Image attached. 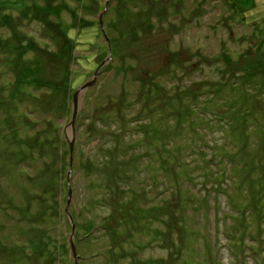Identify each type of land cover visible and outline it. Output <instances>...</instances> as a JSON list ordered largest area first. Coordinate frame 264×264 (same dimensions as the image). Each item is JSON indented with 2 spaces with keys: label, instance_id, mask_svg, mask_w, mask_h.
<instances>
[{
  "label": "rangeland",
  "instance_id": "obj_1",
  "mask_svg": "<svg viewBox=\"0 0 264 264\" xmlns=\"http://www.w3.org/2000/svg\"><path fill=\"white\" fill-rule=\"evenodd\" d=\"M96 1L98 7L95 6ZM150 1L153 0H81L91 6L87 11L79 10L76 0L64 1L69 11L75 10L76 13L77 10L82 22L86 21L82 25L91 22L95 26L97 24L99 29V35H86L82 38V44L72 52L76 62H71L69 66V90L61 92L64 95L55 92L54 95L46 94L52 109L63 108L64 101L65 107L70 109L64 118L59 117L53 121L61 123L57 129L67 141L72 139L69 123L73 92L93 79L97 64H100L103 57V61L108 57L110 60L99 69L94 84L78 98V113L73 130L74 157L68 171L58 179L68 190L69 177L68 206V192L63 188L60 195L56 189H49L48 199H41L36 192L39 198L37 204L30 203L28 196L22 197L19 194L21 201L25 202L24 213L19 217L23 220L22 226L34 219L35 223L39 222L41 213L45 214L46 209L54 212L56 207L59 210L60 226L65 232L64 236L58 237L59 225L39 226L45 230L47 246L39 245L37 240L31 239L25 261L29 263L26 264H74L70 233L66 236V231L72 229L68 214L79 225L75 229L78 236L75 248L76 243L80 244L75 249L77 264H264V66L262 71L252 73L255 76L248 77L241 73L244 68H241L240 60L244 53L258 55L254 58L257 65L264 58L260 56L264 54V39H261L264 38V0H235L239 6H228L231 10L227 8L225 0H181L178 3L174 0H159L156 4H148ZM10 2L2 5L1 9L7 6L11 8L0 14L7 15L4 21L10 20L14 30H2L0 37L6 39L18 33L15 28L23 22L20 32L26 33L30 29L40 35L44 33L49 41L55 39L47 49L49 52H55L61 47L57 35L45 33L35 16L32 22L37 25L31 23L28 27L23 11H19L20 8L14 6L12 0ZM54 2L56 5L59 3L58 0ZM170 3L178 8V13H174L173 7L169 10L167 22L173 25L156 23V29L147 44L150 56H132L128 62L112 60L109 39L116 38L117 33L119 37L123 31L130 33L138 26L139 21L135 22L138 17H124L129 6L139 5L150 17L151 11L157 16L165 15V11L168 13ZM157 5L161 6L155 9ZM91 9H94V16H86ZM69 11L62 14L63 22L67 24L75 22ZM138 13L142 15L143 12ZM101 14L103 29H110V38L107 32L103 35L100 31L98 20ZM231 14L235 17L231 18ZM28 17L31 20L32 15L28 14ZM167 26L168 29L164 28ZM7 42L14 44L11 38ZM170 53L171 56L174 54L175 59L168 57ZM221 53H228L233 63H223L219 59ZM166 55L172 63L173 75L166 76L165 69L163 71L165 61L161 59ZM41 56L44 57L43 72L49 75L50 80H53V76L55 78L57 72L65 70L66 58L54 68L45 55ZM127 64L139 78L152 77L153 80L155 77L157 80V76H166L162 83H169L168 92L183 98L182 105L175 106V113L181 110L184 119L172 125L174 114L170 115L166 122L172 126L166 127V124L162 130H157L151 142L152 149H157V161L150 170L145 169L146 166L136 170L125 169L130 177L133 176V180L129 177L128 181L117 186L123 191L122 195L119 191L114 198H120L122 206L118 207L119 210L113 205L111 209L106 206L108 208L105 210L95 211L91 209L95 206L96 194L99 192L104 196L105 185L109 183L108 176L113 177L110 170H99L96 178L90 176V170L87 172L86 165H92L94 160L100 158L98 148L103 142L93 140L98 131L92 125L118 120L119 128L114 126L113 129L117 133L123 123L132 126L131 121L135 116L141 117L139 120L148 121L150 118L147 113L153 112H139L135 108V115L127 114L125 112H132L133 109L123 108V103L116 101L125 92L134 94L137 91L136 86H132L133 76L127 78L115 72ZM67 92L68 96L72 93L70 97L65 96ZM128 98L135 103L134 95ZM32 108H36V105L32 104ZM19 116L20 112L16 109L12 116L14 125ZM54 118H57L56 113L52 115ZM1 122L4 121L0 120V130L3 126ZM219 122L229 124V129H224ZM107 129H112L109 124ZM139 132L140 128L132 126V133L142 138ZM32 134L26 132L27 136ZM1 138L11 147L21 146L22 150H27L29 146L17 143L31 141L21 135ZM0 147L3 148L1 141ZM144 149V143L137 148L139 151ZM150 150L151 147L143 153V160ZM31 168L32 164L27 167L28 172L35 177L38 168ZM4 169L5 165L0 164V201L9 202L4 191L7 185L13 184L3 179ZM139 169L140 173L136 175ZM122 170L113 172L115 178H127L126 174L117 176L123 173ZM25 181L30 186L26 178ZM92 181L98 192L91 188ZM99 181L104 182L102 186ZM27 184L19 188L25 193H31V190L26 189ZM11 188L14 190L13 186ZM11 194L12 200L15 194ZM66 207L68 214L65 212ZM93 213L98 215V223L93 222ZM122 216L127 217L128 222L122 221ZM9 218V223L15 221ZM104 223L107 226L97 227ZM66 226L70 229L65 231ZM108 227L114 230L111 238L106 237L102 231ZM247 227L250 229L244 235ZM4 231L0 232L2 242L10 238L8 234H13L12 226ZM248 234L255 236L257 243L250 240ZM111 241L115 246L120 244L118 252H109ZM45 251L52 256H40ZM0 261L7 263L3 255Z\"/></svg>",
  "mask_w": 264,
  "mask_h": 264
},
{
  "label": "trees",
  "instance_id": "obj_2",
  "mask_svg": "<svg viewBox=\"0 0 264 264\" xmlns=\"http://www.w3.org/2000/svg\"><path fill=\"white\" fill-rule=\"evenodd\" d=\"M12 1L14 6L20 8L19 11H23V15L27 19V23H29L28 27L31 25V23L32 25H37L32 22L33 17L35 16L41 22V29L45 33L56 34V37L61 41V47L57 51L49 52L47 49L50 48V46L55 42V39H50L49 41V37H44V33L40 35L35 31H31L30 29H27L28 32L26 33L24 31L20 32L19 28L24 25L23 22L21 23L20 27L16 26L15 28L18 33L11 35V37H8L6 39L0 37V120L4 121V123L1 122L3 126L0 130V141L3 143V148L0 147V164L5 165L6 167V169L3 170V179L6 182H10L11 184H13L7 185L8 188L4 191V194L7 196V200H9V202H5L4 200L0 201V232H3L4 229L11 226L13 230V234H8L10 236L8 240H4L3 242L0 241V256L2 257L3 255V260H7V263L0 261V264H26L29 263L25 261L28 257L27 250L28 244L31 239L37 240L39 245L41 244L42 246H47V238H44L45 230H43L42 227L39 226H60L61 222L59 220V210L55 207L54 212L46 209L45 214H40V225L39 222L35 223L36 220L34 219L28 221L22 226L23 220L19 217L24 213L25 202L21 201L19 194L22 197L28 196V201L32 204H34V202L37 204V201L39 199L36 196V192L41 196V199H48L47 195L49 196V189H56V191L60 195L61 188L66 191L67 187L64 186L62 182L58 181V179L62 178L64 172L68 171V168L70 167V152L68 141L63 137L61 131L57 129V127L59 126L58 124L61 123L57 124L56 122H53L54 120L60 119L59 117L64 118L66 114L70 112V109L65 107V101L63 108L58 110L52 109L50 100L48 99V97L46 98V96H48L46 94L52 93V95H54L53 92L61 93L63 91L69 90V66L71 62H76V58L72 56V52L74 53L76 48L82 44V42L84 41L82 40V38L86 35H89L91 33H94L96 36L99 35V29L97 27V24L95 26V23L91 22H89L87 25H82L83 23H86V21L84 20L85 22H82L77 10L76 13L75 10L69 11V8L65 6V0H58V5L55 4L54 0ZM78 1L79 0H76V3L80 6L77 7L79 8V10L87 11L90 9L91 6L85 5L84 2H81V0L79 2ZM158 1L159 0H153L148 2V4L151 2H153V4H156ZM174 1L178 3L181 0ZM225 1L226 6L229 10H231L230 8L239 6L235 0H232V2H228V0ZM9 3H11L10 0H0V12H4L7 9L9 10V8H11L10 6L1 9L2 5H8ZM98 4L99 3L96 1L95 6L98 7ZM169 5H171V3ZM158 6L161 5L154 6V8L156 9ZM172 7L175 8L174 13L177 14L178 8L175 5H171L170 7H168V13L166 11L164 12L165 15L157 16V14H154L151 11L150 17H148V13L146 14L144 9L139 5L136 7L129 6L127 8L129 10L125 13L124 17H138L135 21H139L138 26L130 33L125 31H123V33L121 32L119 37L117 33L116 38H113L112 40L110 38L112 37V35L109 34L108 31L110 29H108V27L104 28V33L107 32V36L110 38L109 40L111 45L112 60H120L121 62L123 60H126L128 62L129 57L132 56H150L151 51H149V49L147 48V44L151 38V34L156 29V23L160 22V25L161 23H169L167 22V18L168 15H170L169 10L171 11ZM93 8L96 10L95 7ZM94 9H91L86 16H94ZM66 11L70 12L71 17H73L75 22H72L71 24L63 22L62 14ZM140 11L143 12L142 15L138 13ZM28 14L32 15L31 20L28 17ZM3 15L4 14H0V33L2 30H5V32L14 30L12 27V22H10V20L4 21L7 15ZM232 17H235L234 14H231V18ZM243 21L245 22L244 18ZM170 25L173 24H168V26ZM168 26L164 28L168 29ZM146 35H148L149 37H146ZM10 38L12 41H14V44H10L9 42H7V40ZM261 39L264 38L261 37ZM261 39L257 38V40ZM145 41L147 42L145 43ZM251 41L252 40H250V42ZM42 51L44 53H41ZM166 54H168V52ZM41 55H45L48 62H50L49 64L54 68H56L60 64L59 61L66 58L67 63L65 66V70L61 73L57 72L55 78L53 76V80H50L49 75H47L46 72L45 74L43 72L44 57ZM172 55L173 56H171L170 53L168 57L171 56V59H175L174 54ZM255 56L258 55H255L253 53L250 55H246L245 53L241 54V68H244L241 72L242 74H247L246 76L249 77L251 75L255 76L252 73L262 71L264 66V58H262L261 64L257 65L256 59H254ZM260 56L264 57V54ZM168 57L166 55L161 59L162 61L166 62H164L163 67V71L165 69L166 76L169 74L173 75V66ZM103 59L105 58L103 57L101 59L100 64L103 62ZM219 59H221L223 63H233L228 53H221L219 55ZM100 64L97 65L99 66ZM61 66H63V64L60 65V67ZM131 71L132 69L128 64L123 66V68H118L115 71L119 72V75L126 76L127 78L133 76L132 86H136L137 88L136 93L131 94L125 92L119 95L116 98V101H120V103L122 102L123 108L128 107L133 109L132 112H125L127 114L131 113L132 115H135V108H138L139 112L147 113L148 110H153V112L150 114L147 113V116L150 118V120L148 121L139 120V118L141 117L136 116L134 120L131 121L133 122L132 126L140 128L139 133L143 135L142 138L137 137L136 134L132 133V126L130 125V123L126 126L123 123L122 128L117 133H114L113 129L114 126H116V129L119 128L118 120H113L112 122L107 124L105 123V121H102V125H92V128L98 131L93 140H102L103 142L101 143V147L98 148V152H101L100 158L94 160V164L96 165H86L87 172H89L90 170V176H94L96 178L99 170H110L113 178L108 176L109 183L105 185L106 191L104 196H101V194L96 190L94 186L95 182H91V188L98 192L96 194V197L94 198L96 201L95 206L91 210L101 211L105 210L108 207L111 209L113 208V205L116 209H118V207H121L122 205L119 201L120 198L115 200L114 198L120 191L117 186L123 184L124 181L129 179V177L131 176L129 173L125 172V169L132 168L136 170L140 166H146L145 169L150 170L152 164L157 161V149L153 150L151 145L152 139L157 133V130H162V128L165 127L166 124H168L166 122V119L170 115L172 116L174 114L171 121L172 125L176 123L178 124L184 119V114L181 112V110L175 113V106L182 105L183 98L182 96H175V94H173L171 91L168 92L169 83H162L166 76H157V80L155 77L153 80H151L152 77H149L148 79L139 78L136 72ZM63 75L64 79L62 78ZM74 89L75 88H73V90ZM68 92L65 95L66 97H70L72 94L71 93L70 96H68ZM61 95L64 94L61 93ZM129 95H134L135 103L129 101ZM32 104H35L36 108L30 109ZM16 109L20 112V116L17 119V124L14 125L12 116ZM54 113H56L57 118L52 119V115ZM101 119L102 118L99 119L100 122ZM108 124L112 129H107ZM219 124H222L224 129H229V124L220 122ZM172 125L168 124L166 127ZM4 130L5 132L3 134ZM27 131L34 134L27 136ZM23 132L24 134H22ZM94 133H96V131H94ZM19 135L25 136L31 140L30 142L22 141L17 143L18 145L20 144L24 147L29 146L27 150H25L23 146L22 147L24 148V150L20 149L21 146L11 147L3 138H1L3 136L19 137ZM143 143L144 145H146V149H144L143 151L137 150L138 146ZM149 147H151V150L145 155L143 160V153L148 151ZM53 149L55 151H53ZM129 155L130 157L127 158L126 156ZM72 157H74V153ZM144 161L146 163H144ZM30 164H32V170L38 168L36 169L38 171L35 172V177H32L28 172L27 167ZM121 168H123V173L121 175L118 174L117 176H124L126 174V179L119 177L115 178L116 176L113 174L114 171H119ZM53 170L55 171L51 174V171ZM132 172L134 173V171ZM139 173L140 169L136 172V175H138ZM24 177L28 180L31 187L27 184ZM130 178L131 180H133V176ZM99 182L101 186L104 183L101 181ZM25 184H27L26 189L31 190V193H25L24 191H21L19 187L25 186ZM12 186L14 187V190L11 188ZM45 188L47 189L45 190ZM11 193L15 194L12 200ZM120 193L122 195L123 191H120ZM59 198L57 199L60 205ZM27 210L29 211V206L27 207ZM95 214L96 213H93L91 217H93V219L95 218L93 222L96 223L97 221L98 223L99 218H96L98 217V215ZM74 216L75 213L73 214V219L75 220ZM9 217L14 219L15 221L13 223H9ZM121 220L128 222V219L125 216H122ZM73 224L74 229L77 230V227L79 226L78 223L75 221L73 222ZM103 225H106V223L100 226L97 225V227L103 228ZM246 225L250 226L249 224ZM33 227L35 228L33 229ZM67 228L70 229L66 226L64 230L66 231ZM59 229L60 230L59 232H57V236H64L65 232L62 231L61 226L59 227ZM249 229L250 227H247V229L244 230V235L247 234V231ZM71 231L72 229H70V231H66V236L68 232L71 235ZM102 231L104 232V235L106 237L108 236L110 238L112 237V233L114 232V230L109 227L104 228V230L102 229ZM248 238L257 243L255 236L248 234ZM75 241H78V236L74 232V246ZM110 244L111 248L110 250L107 248V251L109 250L111 254L114 251H119L120 244L116 245L117 247L112 241L110 242ZM78 245L76 243L75 249H77ZM251 248L253 249L254 247L251 246ZM49 251H51V249H49ZM46 253L47 251L41 253L40 256L46 255L47 258L49 256H52L51 254L47 255ZM255 262H257L256 259Z\"/></svg>",
  "mask_w": 264,
  "mask_h": 264
},
{
  "label": "water",
  "instance_id": "obj_3",
  "mask_svg": "<svg viewBox=\"0 0 264 264\" xmlns=\"http://www.w3.org/2000/svg\"><path fill=\"white\" fill-rule=\"evenodd\" d=\"M105 6H107V2L105 4ZM98 21H99L100 31L104 35L102 14L99 16V20ZM109 60H110V57H108V59L103 61L97 67V69L95 70L94 75H93V79L91 81L83 84L82 86H80L72 95V117H71V120H70V123H69L70 128L72 130V133H71L72 139H71V141H68L69 152H70V164L72 162V153H73V141H74V132H73V130H74V124H75L76 115L78 113V98H79L80 95L84 94V92L94 84L95 78H96V75H97L99 69H101L103 67V65L106 62H108ZM67 185H68V199H67V206H68V204L70 202L69 177L67 179ZM66 213L68 214L67 207H66ZM68 219H69L70 225L72 227V231H71V235H70V238H69V242H70L71 247H72L71 250H72V253H73L74 264H77L75 246H74V243H73L75 229H74V224H73L72 218L69 216V214H68Z\"/></svg>",
  "mask_w": 264,
  "mask_h": 264
}]
</instances>
